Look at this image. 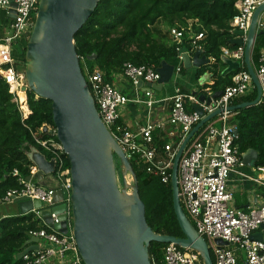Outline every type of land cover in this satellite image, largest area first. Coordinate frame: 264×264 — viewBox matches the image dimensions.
Returning <instances> with one entry per match:
<instances>
[{"label":"built area","instance_id":"1","mask_svg":"<svg viewBox=\"0 0 264 264\" xmlns=\"http://www.w3.org/2000/svg\"><path fill=\"white\" fill-rule=\"evenodd\" d=\"M38 2L39 0H0V12H4L6 16V24L0 23V27L5 29L0 35V67L8 64V68L0 70V73L9 85L13 101L18 104L23 117L28 116L29 109L25 103L26 109H23L19 93L25 95L28 89L23 72L17 71L13 65L11 51L17 42L28 40ZM262 3L264 0H237V14L229 22L231 31L246 32L253 11ZM257 29H264L262 16L259 18ZM167 31L178 46L187 42L193 48L201 50L198 46V41L203 38L201 33L194 34L189 28L175 26L168 27ZM182 49L183 47L177 49L181 63ZM222 53L232 60L242 61L244 48H223ZM260 54L259 65L254 67V71L263 94L264 52ZM179 71L180 67H176L173 76H177ZM83 76L101 122L123 150L130 164L133 162L163 184L170 182L174 156L187 134L203 117L219 110L214 118L194 133L182 152L177 169L179 203L198 234L205 241H211L210 245L207 241L206 244L209 252H213L214 264H264V241L251 239V235L259 232L260 225L264 223V202L246 210L237 208L233 205L232 193L227 189L230 174L236 172V168L244 166L241 161L242 154L235 143L236 123L232 121L233 114L228 107L233 99L247 96L255 89L247 70L236 73L231 78V84L221 90L217 98L212 97L214 91L208 87L196 93L181 92L176 88L173 95L161 100L168 104V113L166 118L157 120L152 118L154 106L158 103L152 89L144 90V98L136 96L130 99L113 82H108L98 68L89 73L84 67ZM122 76L128 79L134 88H137L140 80L143 84H152L159 79L156 69L132 63L124 64ZM200 95L204 96L203 101L199 100ZM206 99H209L208 103ZM130 101L142 103L146 108V120L133 130L117 123L120 109ZM194 105L201 108L203 116L200 117L193 110ZM45 127L51 130L46 132L55 136V128ZM43 128H40V132H44ZM155 134L158 136L155 137ZM162 140L165 143L159 146L156 142ZM35 141L51 154V159H54L52 185L32 181L37 172L36 167H32L30 180L19 178L21 188L7 191L0 199V205L17 204L27 200H37L41 203L40 208H33L27 213H32L42 227L28 233L29 236L38 238V242L27 244L25 248L34 244L38 247L22 255L21 259L24 264H84L72 234L69 209L71 179L69 166L65 164V154L60 143L54 138ZM252 172L247 177L263 189L264 195V167L254 166ZM57 190L62 192V199L54 202ZM60 204L66 206L63 212L68 228L66 234L53 227L59 223L60 213L52 211V208ZM42 210L48 211L46 216L51 219L50 224L44 221ZM216 239L225 241L228 245L221 246L215 242ZM162 264L203 262L197 252L167 243L162 248Z\"/></svg>","mask_w":264,"mask_h":264},{"label":"water","instance_id":"2","mask_svg":"<svg viewBox=\"0 0 264 264\" xmlns=\"http://www.w3.org/2000/svg\"><path fill=\"white\" fill-rule=\"evenodd\" d=\"M99 1L39 0L26 44L23 71L27 89L37 98L51 102L55 136L69 162V209L78 253L84 264H151L148 254L151 242L174 243L197 252L203 264H213L206 241L198 234L179 203L177 169L190 138L214 118L219 110L203 117L192 128L177 148L173 159L170 177L172 205L183 237L154 233L146 222L145 204L139 196L136 174L123 150L101 122L75 50L74 35L86 23ZM263 14L264 3L253 11L247 31L235 30V38L230 40L231 44L244 48L243 63L257 92V97L252 102L230 105L228 110L231 112L256 105L262 97L261 86L251 62V51L256 34L264 33V29H257L259 18ZM181 51L182 64L186 69L210 63V59L205 58L201 50H197L191 58L185 48ZM95 57L93 54L88 60H94ZM222 60L227 65L222 76L240 68L238 61L225 56H222ZM156 70L159 74L156 83L143 84L140 80L137 88L160 92L163 85L170 82L174 67L162 62ZM220 94L221 90L216 91L212 97L217 98ZM199 100L203 101L204 96L200 95ZM206 100L208 103L209 99ZM192 108L200 117L203 116L199 106L194 105ZM43 131L51 132L47 127ZM28 156L37 169L38 181H41L42 175L54 172V159H47L34 148L29 151ZM115 158L118 160L120 183ZM241 161L245 167H254L257 152L247 150L242 154ZM127 176L130 177V182H127ZM26 180H30V176ZM61 199L62 192L57 190L54 202ZM17 205L20 215L41 207L37 200L22 201ZM65 209V204L52 208V211L60 213L59 223L53 227L63 234L68 232L66 215L63 214ZM47 213V210L41 211L44 221L50 224L51 219L46 216ZM260 229L251 235V239L264 241V223L260 225ZM37 242L38 238L28 235L25 245ZM215 242L221 246L228 245L220 239ZM37 247L36 244L28 246L17 258L20 259Z\"/></svg>","mask_w":264,"mask_h":264},{"label":"trees","instance_id":"3","mask_svg":"<svg viewBox=\"0 0 264 264\" xmlns=\"http://www.w3.org/2000/svg\"><path fill=\"white\" fill-rule=\"evenodd\" d=\"M237 0H100L86 23L74 35V45L79 58L81 71L84 67L91 73L98 68L108 82L114 76L122 74L125 63L144 65L158 69L162 62L180 67L179 75H186L188 69L178 58V48H185L193 55L198 49L187 42L178 46L170 38L168 27L190 29L194 34H202L198 41L202 55L211 62L194 70L192 80L197 82L204 73H211L213 81L202 88L216 92L231 84V78L246 67L233 70L222 76L226 67L222 60V49L233 50L238 46L230 43L235 37L229 27L230 20L237 14ZM2 24H6L4 12H0ZM27 39L17 42L11 51L13 65L25 69V51ZM264 48V33H257L251 51V62L259 65L261 50ZM95 55L94 60L88 57ZM8 68V64L0 70ZM181 92H189L185 88ZM127 95V94H126ZM128 96V95H127ZM257 97L256 88L247 96L232 101L231 105L252 102ZM26 104L29 109L23 117L18 104L13 101L9 85L0 78V199L7 191L20 189L19 178L31 176L35 167L28 153L34 148L51 159V154L40 147L35 139L54 138L48 132H40L41 127L54 128L51 102L37 98L28 90ZM236 123L235 143L240 154L249 149L257 152L254 166L264 167V92L260 101L253 106L232 112ZM121 124V121H117ZM122 125V124H121ZM158 136V134H157ZM155 134V137H157ZM156 139V138H155ZM162 146L165 141L156 142ZM65 164L69 166L65 155ZM138 180V192L145 204L146 222L152 231L160 235L183 237L176 221L172 205L170 182L163 184L159 179L147 174L143 169L131 163ZM118 167V166H117ZM16 172V174H15ZM158 180L162 187H154ZM32 181L39 183L36 175ZM42 226L32 213L8 215L0 219V264H24L18 254L25 249L30 231ZM165 244L151 242L148 254L151 264H162V248ZM211 256V254H210ZM211 260L213 261L212 257Z\"/></svg>","mask_w":264,"mask_h":264},{"label":"crops","instance_id":"4","mask_svg":"<svg viewBox=\"0 0 264 264\" xmlns=\"http://www.w3.org/2000/svg\"><path fill=\"white\" fill-rule=\"evenodd\" d=\"M262 21H264V14L262 15ZM161 28L163 30H167V26L163 23L161 24ZM3 28L0 27V35L3 33ZM235 38V37H234ZM264 52V48L261 52ZM188 53V52H187ZM191 58L193 55L188 53ZM209 59V58H207ZM211 62V60H210ZM240 62V68H242V63ZM206 65V64H204ZM203 66V65H201ZM200 66V67H201ZM227 67V65H226ZM225 67V68H226ZM199 67H190L187 68L189 71L186 75H177L172 76L170 80V85L162 87L160 92H155L154 97L157 93L162 94L159 98L155 97L158 103L154 106L152 118L154 120L166 118L168 113V104L161 102L164 98L173 95L176 88H185L189 92H199L203 88L204 84H210L213 81V77L211 73H204L199 77L197 82L192 80V75L194 70ZM205 76L204 78H202ZM113 84L121 90L123 93L127 94L130 99L138 96L139 98H144V90L140 88H134L128 79H126L122 74L116 75L112 79ZM207 88V87H206ZM242 97H238L233 99V101L240 99ZM232 121H234V117L232 115ZM146 120V108L142 103H136L133 101L128 102L125 106H123L119 111V121L121 124L128 129H136L138 126L142 125ZM236 172L230 174L227 181V189L233 195V205L240 209H248L253 206H260L264 202L263 189L253 181H251L247 176H250L252 172V168L243 166L242 168H236ZM39 183H44L45 185H52V174L42 175L41 181ZM9 205V204H8ZM12 205H16V210L18 209V205L13 203ZM13 211V209H11ZM15 212L7 213L0 212V219L6 217L8 215H14ZM18 214V213H15Z\"/></svg>","mask_w":264,"mask_h":264},{"label":"rangeland","instance_id":"5","mask_svg":"<svg viewBox=\"0 0 264 264\" xmlns=\"http://www.w3.org/2000/svg\"><path fill=\"white\" fill-rule=\"evenodd\" d=\"M1 21H2V19H1V16H0V23H1ZM3 31H5V29L3 28ZM18 71L19 72H23L24 70H23V67L20 65L19 66V68H18ZM86 75V74H85ZM168 85H170V83H167V84H165V86H168ZM160 96H162V94H160V93H157L156 94V96L155 97H157V98H159ZM24 103L26 104V94L24 95V100H23V104H22V107H23V109L25 110L26 108L24 107ZM27 105V104H26ZM40 152V151H39ZM115 162H116V166H118V167H116V172H117V178H118V181H119V183H120V177H119V165H118V160L115 158ZM127 182H130V177L129 176H127ZM153 185H154V187H156V188H159V186H161L162 187V185H161V183L158 181V180H155L154 182H153ZM16 205H12V204H9V205H0V212H7V213H12V212H15V213H19V210L17 209L16 210V207H15ZM11 209H13V211H11ZM183 211H184V209H183ZM14 213V214H15ZM184 213L186 214V212L184 211ZM206 241H207V244L208 245H210V243H211V241L209 240V239H206ZM210 254H211V257H212V259H213V264H214V255H213V252H212V250L209 252Z\"/></svg>","mask_w":264,"mask_h":264},{"label":"bare ground","instance_id":"6","mask_svg":"<svg viewBox=\"0 0 264 264\" xmlns=\"http://www.w3.org/2000/svg\"><path fill=\"white\" fill-rule=\"evenodd\" d=\"M1 55V54H0ZM19 97H20V100L23 101L24 100V94L23 93H19Z\"/></svg>","mask_w":264,"mask_h":264},{"label":"flooded vegetation","instance_id":"7","mask_svg":"<svg viewBox=\"0 0 264 264\" xmlns=\"http://www.w3.org/2000/svg\"><path fill=\"white\" fill-rule=\"evenodd\" d=\"M115 165H116V162H115ZM117 167V166H116Z\"/></svg>","mask_w":264,"mask_h":264}]
</instances>
